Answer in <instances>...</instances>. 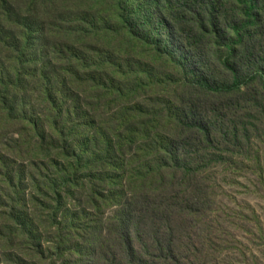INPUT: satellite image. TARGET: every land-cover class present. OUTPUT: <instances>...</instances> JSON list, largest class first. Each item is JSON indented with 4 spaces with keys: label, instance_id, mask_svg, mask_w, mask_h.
Instances as JSON below:
<instances>
[{
    "label": "trees",
    "instance_id": "trees-1",
    "mask_svg": "<svg viewBox=\"0 0 264 264\" xmlns=\"http://www.w3.org/2000/svg\"><path fill=\"white\" fill-rule=\"evenodd\" d=\"M111 2L118 24L101 12L65 20L64 47L44 58L35 23L21 40L1 30L0 264H194L178 254L170 217L202 222L213 195L199 180L223 145H241L245 126L230 120L240 94L264 99L262 0ZM107 33L119 39L110 52ZM125 42L180 75L179 107L132 102L138 84L160 80L133 52L116 57ZM113 103L124 109L102 120Z\"/></svg>",
    "mask_w": 264,
    "mask_h": 264
},
{
    "label": "rangeland",
    "instance_id": "rangeland-1",
    "mask_svg": "<svg viewBox=\"0 0 264 264\" xmlns=\"http://www.w3.org/2000/svg\"><path fill=\"white\" fill-rule=\"evenodd\" d=\"M111 3V0H0V33L3 29V36L9 40H21L22 30H25L23 24L35 23L34 37L40 36L37 52L44 58L46 53L64 47L60 40V29L69 25L64 23L65 20L82 19L86 15L101 12L111 20V24L117 23L116 16L111 14L114 12L110 9ZM261 8L264 21V0ZM231 16L232 8L226 7L222 20L226 22ZM54 25L57 27L53 29ZM255 40L264 42V27L259 30ZM100 42L104 46L100 49L110 52L106 48L115 47L119 39L107 33ZM116 48L124 51V55H116L120 60L125 61L133 52L146 64L147 71H152L147 77H152L151 81L160 80L153 89L145 88L146 91L141 90L142 86L138 84L137 98L132 102L149 111L151 108L163 110V102L172 101L178 106L183 94L188 93L184 82L179 81L180 75L165 60L153 54L148 56L142 47L130 46L127 42ZM2 58H8L5 52H0ZM46 67L61 70L66 66L54 63L52 67ZM109 72H114L113 68L110 67ZM100 75L109 73L102 71ZM239 101L242 109L238 113L232 111L235 117L230 120L245 126L244 131H241V145H223L214 157L212 168L199 180L211 188L213 195V203L208 205L202 222L191 224L184 218L170 217L177 237L178 254L194 264H264V99L257 92H243ZM88 103L92 105L95 102ZM113 105V110H103L102 120L114 121L116 112L124 109V104ZM161 116H165L164 111ZM225 148L231 153H227ZM115 211H107L106 216L113 217ZM146 235L153 236V230L147 229ZM146 235L145 240L149 245Z\"/></svg>",
    "mask_w": 264,
    "mask_h": 264
}]
</instances>
